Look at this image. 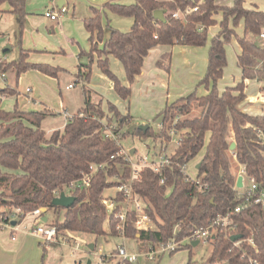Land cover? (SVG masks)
Returning a JSON list of instances; mask_svg holds the SVG:
<instances>
[{
    "label": "trees",
    "instance_id": "trees-1",
    "mask_svg": "<svg viewBox=\"0 0 264 264\" xmlns=\"http://www.w3.org/2000/svg\"><path fill=\"white\" fill-rule=\"evenodd\" d=\"M4 3L10 5L9 12L17 17L19 53L16 59H0V72L14 70L19 79L22 73L35 69L56 77L62 71L59 66L30 61V50L23 47L27 0H0V11ZM244 3L245 0H234L231 5H219L215 0L107 2L105 8L133 19L129 30L113 27L109 20L104 24L103 14L94 10L93 16L85 20L93 44L89 51L82 49L80 56H89L92 63L97 53L100 70L113 81L121 99L130 100L131 85L142 73L145 58L152 48L158 45L203 47L208 43L210 26L219 24V30L210 39L205 75L192 92L168 102L158 112L154 117V120L160 119L158 132L150 123L146 132L140 129L123 132L124 127L135 123L130 112H123L112 101H107L104 108L103 101H94L90 88L85 85L84 106L69 117L62 129H55L50 135L43 121L52 111L22 110L19 104L12 110L0 108V215L19 209L25 216L38 208L53 209L57 215L58 210L63 209V219L52 220L59 235L71 231L120 236L117 226L122 224L125 238L135 239L140 251H144L174 238L180 241L197 228L211 224L218 215L230 213L233 226L215 229L209 241V256L196 262L190 255L187 264H252V260L264 264V205L252 204L232 213L244 203L236 188L234 156L244 166L246 174L254 176L264 189V114L249 113L242 105L247 97L246 80L264 83V38L261 36L264 10L247 7ZM195 7L197 9L193 10ZM159 9L166 10L165 21L155 18L154 13ZM175 12L185 14L186 19L175 17ZM219 13L221 20L215 18ZM241 22L243 34L237 31ZM105 27L111 28L108 38ZM233 39L242 47L238 55L242 79L220 90L218 84L228 63L226 46ZM110 55L122 63L129 85L111 69ZM156 65L170 72L172 52L163 53ZM91 73V64L80 70V76L88 83ZM200 86L205 87V94L198 93ZM18 93L10 85L0 88L2 97ZM194 109L197 110L195 115ZM106 127L120 133L121 137L107 136ZM129 133L161 140V151L173 135L177 136V145L169 155L170 162L160 172L142 167L132 181L133 192L144 200V208L155 224L150 229L136 226L137 210L133 208L128 210L124 221L120 220L122 192L104 194L106 189L118 187L120 180L132 176L121 143ZM233 141L236 148L230 150ZM202 151L197 163L196 179L200 180L197 183L183 171V166ZM100 164L102 168L92 170L93 165ZM84 178L87 183L67 191L76 198L71 206L52 204L55 191H65V187L80 183ZM104 199L114 201L115 207H106ZM237 235L240 238L232 240ZM192 247L187 243L171 254L181 249H189L191 254Z\"/></svg>",
    "mask_w": 264,
    "mask_h": 264
},
{
    "label": "rangeland",
    "instance_id": "rangeland-1",
    "mask_svg": "<svg viewBox=\"0 0 264 264\" xmlns=\"http://www.w3.org/2000/svg\"><path fill=\"white\" fill-rule=\"evenodd\" d=\"M47 4L48 2L42 0H33L31 1L30 7H33V11L34 13H36V16H40V14L45 13ZM30 7L28 8L30 9ZM2 16L3 17L0 20V55L4 53V48H8V51L6 53L8 55V59H16L19 53V46L17 44L18 24L16 21V17H14V15L11 13H4L2 14ZM242 24L243 22H241L239 27L237 28L238 32L239 30H241L240 28ZM25 29L24 33L28 34V40L31 41V45H34L36 40L34 34L36 33H34L33 30H30L28 27H25ZM22 44L27 46V44H24V37L22 39ZM226 50L228 63L224 70L223 77L219 81V88L223 87L225 83H231L232 80L239 74V68L236 59L237 50L235 48V44L234 46L232 44H229ZM41 55L42 53L37 52L34 58L32 59L43 60L44 57L40 58ZM48 56L49 57L45 59L47 61H50L51 65L61 64L70 68L69 71L63 72L61 73V75L58 74L56 77H52L38 70L32 69L22 73L19 79H17L16 72L14 70H8L5 73V78H2L0 75V88H4L6 85H10L16 88L19 93L16 95L7 96V98H5L4 100L3 97L0 96L1 109L12 110L16 104H19L20 107L24 102L23 98L27 95H29L30 97H34L37 103L42 102L47 106H52L56 109H59L60 104L63 103V105H65V108H68L69 113L71 114L70 117L83 107V104H85L83 86H81L79 82L75 83L76 76L75 74L71 73L72 67L76 68V61H74V58H71L69 56L56 57L55 54ZM81 57H83L81 65L88 66L91 64L92 69L94 61L91 63V60L87 55H83ZM171 72V80H167L168 82L170 81L168 87H162L160 86L159 82H156V85L148 87L150 89L149 91H146L144 89L140 92V94H138V90L134 91L129 101L121 99L114 91L107 92L105 87V81L102 80V77L99 75L98 72H95L93 70L89 82V84H91V87H87L90 88L91 93L93 95H98L96 94V92H98L100 94L99 97L102 98L103 103H106V98H108L109 101H112L124 110L129 111L130 114L134 116L135 121H143L141 124L150 123L153 130L155 132H158L160 119L154 120V117L158 114V111L161 109V107L164 106V101L166 102L165 99L167 98L166 96L169 95L168 102H171L180 96H185L189 94L196 88V85L200 78H196L198 77L196 76V74L194 76L189 77L187 76V71L182 72V70H179V68L176 67H173ZM115 73L117 72L115 71ZM164 74L166 73L164 72ZM43 76H46L45 78L47 79H43ZM69 83L73 84V88H66ZM86 83L88 84V82ZM28 88H30L32 92H30V90L28 91ZM258 91L259 83L255 81V79H253L249 83L248 93L250 95H255ZM20 96H22V98ZM30 109L35 108L31 107ZM196 112L197 110L194 109L193 115H195ZM68 119L69 118H67V115H65V113H56L54 117L49 116L43 121V127L48 130L51 127L61 125L65 120ZM127 129L128 127H124L123 132L127 131ZM48 134L50 135V133ZM121 143L123 145L124 150L129 153V159L135 164H138L139 160L144 156L153 158L154 156L158 155L161 150V140L155 139V137L152 136H141L137 133L127 134L125 137H123ZM176 145L177 136L173 135V139L169 142L167 147L163 149V153H166L168 155L172 154ZM132 149H136L134 154H130V151ZM202 154L203 151L200 152V154L196 158L191 160L185 166L186 172H188L191 177H194L197 174V163L200 160ZM233 165L235 167L234 172L236 174L243 175L246 182L248 183V179L243 171V167L240 168V165L235 160V158H233ZM117 190V187H111L106 189L104 191V194L105 196L114 195ZM65 191L67 192V190ZM58 213L59 214L55 215L53 209H48L46 215L53 220L57 217L60 220L63 219L64 210H58ZM28 218H31V215L26 216L23 221L20 222L19 225L26 223V220ZM153 227H155V225ZM74 234L77 238L72 239L71 245L66 242H61V245H55L62 249L63 254L65 256L66 264H75V260L78 262L81 260L83 264H89V260L92 261V264H121L122 258L117 252V249L120 245H124L129 252L139 254L138 261L135 264H187L190 255L196 262H201L203 259L209 256L211 251L210 244L201 243L192 247L191 254L189 249H181L173 254L164 253L162 255H159L155 260H150L145 256L143 251H140L139 243L133 238H123L122 236L113 235L97 236L92 233ZM74 240L79 242L77 249L73 248V246L75 247ZM91 243L96 245L94 250H91L89 247V244ZM64 244L66 246H64ZM114 252H116L115 255ZM103 255L106 256V258L104 259L105 261L102 260Z\"/></svg>",
    "mask_w": 264,
    "mask_h": 264
},
{
    "label": "crops",
    "instance_id": "crops-1",
    "mask_svg": "<svg viewBox=\"0 0 264 264\" xmlns=\"http://www.w3.org/2000/svg\"><path fill=\"white\" fill-rule=\"evenodd\" d=\"M31 1L27 0L26 9H27V17H26V26L30 30H33L35 43L31 45V41L28 40V34L24 33V48L30 50L29 60L32 62H41V63H48L51 64L50 61H47L45 58L49 57L48 55H54L56 57L61 56H69L74 58L76 61V68L72 67L71 73L75 74L76 82H79L81 86H89L91 84H87L83 78L80 76V70H85L86 66L81 65L82 58L80 56L81 50L89 51L93 44L90 41L91 33L86 29L85 20L91 16H93L94 10H99L103 14V21L106 24L107 20L110 21L113 27L120 28L122 30H129L133 24V19L131 17H124L117 15L110 11L109 9L105 8V4L107 2H120V3H133L134 0H42L48 2L46 5V10L53 9V8H60L59 2H61L62 6L67 8V12L62 18L61 21L57 22L51 20L50 18L45 16L44 14H40V16H36V13L33 11V7H30ZM41 1V0H39ZM219 5H231L233 4L234 0H215ZM245 6L247 7H258L261 10H264V0H245ZM30 7V9L28 8ZM3 11H0V20L2 19V14L10 13V5L8 3H4L1 7ZM12 14V13H11ZM14 15V14H13ZM14 17H16L14 15ZM215 18L221 20L222 14H216ZM50 20V21H49ZM17 21V17H16ZM50 22V23H49ZM116 22V23H115ZM120 24V25H119ZM219 24L210 26L209 28V40L208 43L203 47H196V46H189V45H174V46H167V45H158L152 48L146 56L142 73L136 76L134 83L131 85L132 87V95L134 91L138 90V94L142 90L149 91V86L156 85V82H159L160 86H169V82L167 80H171L172 77V68L176 67L182 72L187 71V76H194L196 74V78L199 80L205 75L207 70V63H208V50L210 45V39L213 37L217 31L219 30ZM241 30H239L240 34H243L244 25H241ZM26 30V29H25ZM111 32L110 27H105V36L106 38L109 37ZM94 38H96V33H94ZM30 42V43H29ZM57 44V45H56ZM100 45L103 42H99ZM232 44L237 50L236 52V59L238 65V55L241 53L242 47L238 43L236 39H233ZM228 44V45H229ZM226 46V48L228 47ZM163 46V47H160ZM160 47V48H159ZM8 51V50H7ZM157 51V52H155ZM171 51L172 52V68L171 71L168 72L163 68H160L156 65L157 59L165 52ZM3 54L0 55V59H8V55L6 51L3 50ZM42 53L41 57H44L43 60L37 59L33 60L36 53ZM154 52V54H153ZM156 53V54H155ZM156 56V57H155ZM149 57V58H148ZM148 58V59H147ZM90 59V58H89ZM98 59L99 56L97 53H94V63L92 66V70L98 72L99 75L102 77V80L106 83V91H114V84L113 81L108 78L99 68L98 66ZM110 59V67L116 74L122 79L125 85H129V82L126 80V74L122 63L113 55L109 56ZM9 60V59H8ZM91 60V59H90ZM85 62V60H84ZM54 66H59L63 71H60L58 74L61 75L63 72L69 71L70 68L56 64ZM239 74L232 80L231 83H225L223 87H220V90H223L226 86H234L242 79V71L239 67ZM164 72L166 74H164ZM168 75V79H167ZM46 76H43V79ZM253 79L246 80V88L245 92L247 94L246 99L242 103L244 106V110L252 113V114H264V100L260 97V92L262 87L264 86L263 82L255 80L259 83V91L255 95H250L248 93L249 83ZM72 84V83H69ZM68 84V85H69ZM68 85L66 86L67 89ZM140 85V86H139ZM139 86V87H138ZM147 87V88H144ZM32 88V87H31ZM30 92H32L30 90ZM207 91L204 86H200L198 88L199 94H205ZM116 93V92H115ZM98 95L92 94V99L94 101H100L102 98L99 97V93L96 92ZM118 95V94H117ZM131 95V96H132ZM22 98V96H20ZM164 101V106L169 101V95L166 96ZM181 97V96H180ZM7 98L3 97V100ZM179 98V97H178ZM23 104L20 106L22 110H31L30 108H35L34 110H49L52 111V114L49 116H55L56 113L62 114L65 113L67 118L70 117V113L68 108H65L63 103L60 104L59 109H56L52 106H47L44 103H37L34 97H30L29 95L25 96ZM177 99V98H176ZM107 100L106 103H103L104 108L107 107ZM175 100V99H174ZM173 100V101H174ZM34 102V104H33ZM172 102V101H171ZM84 103H85V95H84ZM170 103V102H169ZM84 106V104H83ZM163 106V107H164ZM123 112H127L120 106H118ZM161 107V109L163 108ZM160 109V110H161ZM159 110V111H160ZM158 111V112H159ZM47 116V118L49 117ZM134 117V116H133ZM68 120H65L61 125L51 127L50 129H46L47 133H51L55 129H62ZM141 124L142 122L135 121V123ZM160 125V124H159ZM161 151V150H160ZM235 158V156H234ZM236 160V159H235ZM237 161V160H236ZM238 162V161H237ZM240 168H244L239 162ZM239 169V168H238ZM237 178L240 174H236ZM195 177V176H194ZM48 211L47 208H44V212L42 215V220L46 222H51L53 219H50L49 216L46 215ZM46 218V220H44ZM39 223L37 218L31 216L26 220V223H23L17 227L16 232L14 233L15 238H13L12 230L10 229H2L0 228V264H66L65 263V256L63 251L60 247L55 245H61V242L50 243L44 242V240L37 235H34L29 230V224L31 223ZM63 246V245H62ZM64 246H66L64 244ZM106 256L103 257V261ZM89 264H92V261H88ZM75 264H83L80 260L79 262L75 260ZM118 264V263H117Z\"/></svg>",
    "mask_w": 264,
    "mask_h": 264
},
{
    "label": "built area",
    "instance_id": "built-area-1",
    "mask_svg": "<svg viewBox=\"0 0 264 264\" xmlns=\"http://www.w3.org/2000/svg\"><path fill=\"white\" fill-rule=\"evenodd\" d=\"M196 9L197 7H195L193 10H196ZM66 12H67V8L62 6L60 8H53V9L47 10L45 13V16L50 18L51 20L59 22L62 20ZM173 15L177 18L181 17L183 18V20L186 19L185 14H180L179 12H175ZM261 36L264 38V32H262ZM0 75L2 78H5V73L0 72ZM68 87L69 88L73 87V84H69ZM29 90L30 88H28V91ZM260 97L263 98L264 100V90H261ZM104 132L107 136L112 137L114 139H119L121 137L120 133L115 132L114 130L108 127L104 129ZM259 134H262L260 130H259ZM123 153L126 155V159L129 161L131 165L132 176L128 180H120V185L117 187L118 191L122 192L124 195V200L121 204L122 210L118 214L119 218L121 221H124L128 210L130 208H133L137 210L136 226L138 228L140 229L154 228L153 226L155 224L144 208L145 206L144 200L133 192L132 181L135 177L138 176V172L142 167H150L155 172H160L162 167L165 164H168L170 162L169 155L166 153H163V151H160L158 155L154 156L153 158L144 156L139 160L138 164H135L131 162V160L129 159L130 155L128 152L124 150ZM185 166L186 165L183 166V171L186 174H188V172H186L185 170ZM102 167H103V164H100L99 166L93 165L92 170L95 171L96 169L102 168ZM243 171L246 174L244 168H243ZM246 176L248 179V183L246 182L245 178H243V187L239 188L236 185L239 196L244 198V203L237 206L236 210L233 211L232 213L241 211L243 208L249 205H252V204L264 205V189L259 187V184L254 176H249L247 174ZM192 178L195 179L197 183H200V180L196 179V176ZM81 183H87V178L82 179L80 183H72L70 186L65 187V190L68 191L69 189L74 188ZM199 185L201 188L202 185L201 184ZM60 193L61 191H55L56 196H59ZM103 202L106 205V207H108L109 209L115 207L114 201H111L109 199H104ZM43 212H44V208H38L32 212L27 213L25 216H23V214L20 212L19 209H16L13 211H7L6 213L0 215V228L12 230V234H13L12 236L13 238H15L14 233L16 232L17 227L19 226L20 222H22L26 216L31 215L34 218H37L39 220L38 224L34 222L29 224L28 228L32 234L40 236L44 240V242H50V243H55V242L65 243L66 242L71 245L72 239L77 238L75 234L71 231H68L65 235H59L57 228L54 224H52V221L46 222L42 220ZM13 221H15L16 224H13ZM232 226H233V219L230 213L221 214V215H218L214 219V221H212L211 224H209L208 226L197 228L189 236L185 237L184 239L180 241L174 238L171 241L161 242L155 246H150L147 250H144L143 252L148 259L155 260L159 255H162L164 253H172L173 251L180 249L184 244H187V243L192 244L194 241H198V244H201V243L209 244V241L214 236V231L217 227H223L225 229H229ZM117 228L121 234L120 236L125 238L124 233H123V229H124L123 225L119 224ZM249 242L254 244L252 239H250ZM74 244H75V247L72 245L73 248L77 249L79 242L74 240ZM117 252L119 256L122 258L121 264H135L138 261L139 254L129 252L128 249L124 245H120L117 249ZM102 257H104V255ZM252 264H258V262L256 260H252Z\"/></svg>",
    "mask_w": 264,
    "mask_h": 264
},
{
    "label": "water",
    "instance_id": "water-1",
    "mask_svg": "<svg viewBox=\"0 0 264 264\" xmlns=\"http://www.w3.org/2000/svg\"><path fill=\"white\" fill-rule=\"evenodd\" d=\"M59 6L62 7V4L61 2H59ZM165 13H166V10L165 9H159V10H156L155 13H154V16L155 18L159 19V20H162V21H165L166 18H165ZM8 48H4V51H7ZM30 111H35L34 109H31ZM150 127V124L149 123H146V124H138V123H134L132 124L130 127H128L127 131L128 132H132V131H135L136 129H140V130H143L144 132H146ZM236 148V142L233 141L230 145V150H234ZM135 150L136 149H132L130 151V154H134L135 153ZM199 166V164L197 165V167ZM243 175H239L238 178H237V187H243ZM75 197L73 195H70V194H67L65 191H62L59 196H56L53 201H52V204L55 205V206H62V207H69L71 206L74 201H75ZM44 220H46V218H44ZM13 224H16L15 221H13ZM238 238H240V236H233L232 237V240H237ZM193 246H196L198 245V241H194L192 243ZM89 247L91 250H94V244L91 243L89 244Z\"/></svg>",
    "mask_w": 264,
    "mask_h": 264
}]
</instances>
